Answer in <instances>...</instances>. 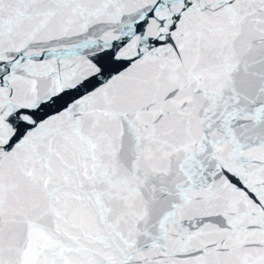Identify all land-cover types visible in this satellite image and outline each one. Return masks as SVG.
I'll use <instances>...</instances> for the list:
<instances>
[{
	"label": "snow or ice",
	"instance_id": "snow-or-ice-1",
	"mask_svg": "<svg viewBox=\"0 0 264 264\" xmlns=\"http://www.w3.org/2000/svg\"><path fill=\"white\" fill-rule=\"evenodd\" d=\"M0 264H264V0H0Z\"/></svg>",
	"mask_w": 264,
	"mask_h": 264
}]
</instances>
